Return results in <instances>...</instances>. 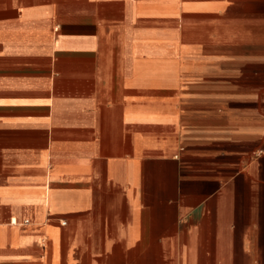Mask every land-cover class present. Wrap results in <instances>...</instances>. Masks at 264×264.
<instances>
[{
    "label": "crops",
    "instance_id": "1",
    "mask_svg": "<svg viewBox=\"0 0 264 264\" xmlns=\"http://www.w3.org/2000/svg\"><path fill=\"white\" fill-rule=\"evenodd\" d=\"M0 264H264V0H0Z\"/></svg>",
    "mask_w": 264,
    "mask_h": 264
},
{
    "label": "built area",
    "instance_id": "2",
    "mask_svg": "<svg viewBox=\"0 0 264 264\" xmlns=\"http://www.w3.org/2000/svg\"><path fill=\"white\" fill-rule=\"evenodd\" d=\"M11 222H12V223H16V220H15V219H12V220H11ZM23 222H24V223H27V222H28V220H27V219H24V221H23ZM63 223H64V222H63Z\"/></svg>",
    "mask_w": 264,
    "mask_h": 264
}]
</instances>
